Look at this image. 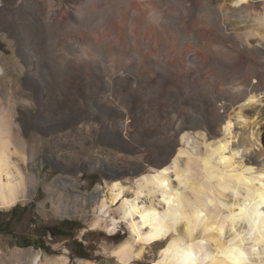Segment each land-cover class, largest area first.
<instances>
[{
    "label": "rangeland",
    "instance_id": "1",
    "mask_svg": "<svg viewBox=\"0 0 264 264\" xmlns=\"http://www.w3.org/2000/svg\"><path fill=\"white\" fill-rule=\"evenodd\" d=\"M89 1L0 0V111H8L31 139L33 150L29 149V155L36 162L33 171L39 176L29 197L16 204L17 210L11 212L16 205L0 209V264H33L38 258L39 264H82L90 260L74 257L69 247L71 241L62 237L48 235V251L18 244L20 235L36 237L37 230L63 219H77L84 225L73 233L92 248L94 257L99 255L91 261L122 264L114 250L131 238L127 225L121 222L118 230L111 232L109 217L102 227L92 228V220L100 212L96 204L87 205L85 211L58 212L54 205L62 189L56 185L57 181L75 179V185L64 196L71 199L87 191L104 193L116 180L132 188L138 178L152 173L153 167H158L170 154L169 150L179 144L181 135L178 138L173 134L174 101L179 104L177 117L187 119L194 112L213 121L223 111L217 102L221 101L218 94L233 100L249 87L244 79H251L252 84L264 81V67L240 80L226 77L218 67L234 68L245 58V46L239 45L242 41L235 35L238 30L249 29L245 38L250 44L257 43V37L250 31L264 27L256 21L258 14L264 12V0L235 4L238 10L231 0ZM220 3L222 9L225 4L231 6L225 5L224 12L228 13L221 12L222 19L217 21ZM176 7L179 11H174ZM174 12L179 33L173 32L172 20L168 18L175 17ZM160 15L165 18H159ZM199 29L204 32L203 38L193 43L191 32ZM178 35L183 39H178ZM198 70L202 71L197 73ZM234 85L236 91L231 88ZM257 99L260 100L244 110L250 121L256 120L258 127L261 125L262 140H255L251 151L241 150L240 158L245 161L256 158L264 163V92ZM241 125H233V133L243 131ZM90 164L97 168L90 169ZM147 203L148 198L142 197L141 205ZM119 204L112 206L111 216H118ZM150 247L141 258L134 257L128 264H156L152 254L155 249Z\"/></svg>",
    "mask_w": 264,
    "mask_h": 264
},
{
    "label": "bare ground",
    "instance_id": "2",
    "mask_svg": "<svg viewBox=\"0 0 264 264\" xmlns=\"http://www.w3.org/2000/svg\"><path fill=\"white\" fill-rule=\"evenodd\" d=\"M170 1L173 3L172 0ZM249 1L251 0H231L230 2H233L234 5H242ZM162 2L166 3L165 0ZM181 2H178V5ZM172 3L169 4L172 5ZM225 5L223 6L224 9H222V5L220 7L217 6V9L215 8L217 10V12L215 11L216 14L218 13L217 21L220 18L222 19L221 15L226 10ZM236 5L235 9L238 10ZM226 6L229 8L231 5ZM180 7L182 8L183 6ZM163 8L161 9L163 10ZM177 8L174 11H179L176 10ZM247 8L249 9L250 7ZM181 11L183 12V10ZM199 11L197 10V13ZM250 11H252L251 8ZM255 11L257 12L258 10ZM182 12L181 14H184ZM204 12H202L203 15H205ZM233 12L235 13V11ZM208 13L209 11L207 15ZM258 13L260 12L258 11ZM163 15H160L159 18ZM174 15L175 17L173 15L168 17L172 20L171 27L173 32L174 30H179L177 28L178 22H176L178 19L176 17L178 16L175 12ZM257 18L258 20L256 21L264 25V12L260 15L258 14ZM227 19L229 21V18ZM167 20L164 22L167 23ZM240 20L243 21L244 19ZM9 22L10 20L7 21V24ZM232 23L234 24V22ZM252 26H254V23ZM235 27L234 29L238 28ZM186 31L188 32V30ZM199 31L200 29L191 32L193 33L192 39L195 40L193 43L200 42L201 34H204V32L200 33ZM246 31L238 30L235 33L236 37H239L242 41L239 45L243 44L242 46L250 47L247 49L243 48L246 53L245 58L241 62L239 61L240 63L234 68L218 66L222 69L221 71L225 72L226 77L230 79L240 80L245 75L247 76L248 73L255 75L264 67V27L250 31L253 37H257V40L255 39L257 43L250 44L248 39L245 38L249 35ZM168 32H170V29ZM185 33L183 34L185 35ZM222 34L224 33L222 32ZM188 36L186 34V37ZM178 37V39H183L180 35ZM190 41L192 40L190 39ZM183 42H185V39ZM190 43L192 44V42ZM224 45L220 46L223 48ZM213 50L217 53L216 51H220L221 48ZM211 54L208 55L211 56ZM191 60L188 62H192ZM190 66L192 65L190 64ZM201 71L198 70L196 72L199 73ZM113 78L111 79L112 81L114 80ZM244 82L249 87L242 93L237 94L233 100L220 94L217 95L219 97L217 99L221 100L217 102L223 111L217 113L213 121L207 119L203 114H195L194 112H191L187 119L180 115L177 117L180 111L179 104L178 101H174L172 110H175L176 115L173 134L177 135L178 138L181 135L180 141L178 140L180 145L178 144V146L169 150L170 154L168 157L159 162L158 167L155 169L153 167L152 173L138 178L132 188L129 185L125 186L122 181L116 180L108 185L104 193L100 190L87 191L86 193L77 194L75 198L71 199L64 198V196L68 195L71 186L75 185V179L60 178L56 185L62 190L57 202H55V208L60 213L68 214L70 211H85L87 205L96 204V208L100 212L93 218L92 228L102 227L110 217L112 222L108 228L111 232H116L120 223L124 222L130 230L131 238L114 250V254L120 259L122 264H128L134 257L141 258L149 246L155 249L152 254H154L153 257L156 264H264V163H259L256 158H250L248 161L240 158L241 150L242 152L250 150L255 146V140H262V132L259 129L261 125L258 127V121L256 120L250 121L249 118L251 119V117L244 109L252 102L260 100L257 98L258 94L264 92V81L252 84L251 79L249 81L247 78L244 79ZM231 88L236 91L237 86L234 85ZM96 104L98 103L96 102ZM90 105L93 106L92 102ZM236 123H241L244 126V130L233 133V125L235 126ZM23 132V126L18 122L15 123L8 111H0V209L10 208L27 199L38 182L39 176L33 171L36 162L29 155V149L33 150L30 147L31 139L27 138L26 132L24 134ZM42 140L40 144H42ZM256 164L258 165L255 167ZM89 168L95 169L97 166L90 164ZM142 197L148 198L147 204L141 205ZM119 202L118 216H111L112 206ZM38 259L33 264H39ZM82 264L95 263L91 260H86Z\"/></svg>",
    "mask_w": 264,
    "mask_h": 264
},
{
    "label": "trees",
    "instance_id": "3",
    "mask_svg": "<svg viewBox=\"0 0 264 264\" xmlns=\"http://www.w3.org/2000/svg\"><path fill=\"white\" fill-rule=\"evenodd\" d=\"M18 209L16 205L11 212ZM11 219V218H10ZM84 225L77 219H63L53 225H46L41 230H37L36 237H27L26 235H20L18 244L21 246H35L36 248L44 249L48 251L50 248L47 244L46 237L48 235L52 237H62L71 241L69 245L71 254L74 257L85 258V259H98L99 255H92L91 247H88L83 240L75 238L73 233L74 229H82ZM95 250V249H94Z\"/></svg>",
    "mask_w": 264,
    "mask_h": 264
}]
</instances>
